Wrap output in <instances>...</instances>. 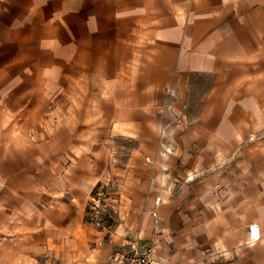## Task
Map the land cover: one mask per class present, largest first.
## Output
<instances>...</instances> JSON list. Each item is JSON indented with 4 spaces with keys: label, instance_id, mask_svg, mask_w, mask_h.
Masks as SVG:
<instances>
[{
    "label": "crops",
    "instance_id": "1",
    "mask_svg": "<svg viewBox=\"0 0 264 264\" xmlns=\"http://www.w3.org/2000/svg\"><path fill=\"white\" fill-rule=\"evenodd\" d=\"M0 124L16 248L106 264L138 233L150 264H264V0H0ZM109 180L118 224L97 229Z\"/></svg>",
    "mask_w": 264,
    "mask_h": 264
},
{
    "label": "rangeland",
    "instance_id": "2",
    "mask_svg": "<svg viewBox=\"0 0 264 264\" xmlns=\"http://www.w3.org/2000/svg\"><path fill=\"white\" fill-rule=\"evenodd\" d=\"M6 113V112H5ZM9 115L6 113L5 119L8 120ZM39 128L41 130L39 131ZM15 128H13L11 131H13ZM8 131L7 128L4 126V124H0V131ZM17 131V130H15ZM39 132H42L43 135L46 134V129L44 127V124H39L38 126H28V128L24 131L25 135L28 138L32 139H37ZM3 146L9 147L11 144L10 142H3ZM27 143V142H26ZM28 145L32 146L31 143H27ZM37 157V156H36ZM33 156H27V161H31L32 164H37L40 165L38 162L37 158ZM35 159V163L34 160ZM13 156L9 157H3L0 158V200L2 199V196L7 195V192L11 191L12 188L20 187V182H22L18 175H16L15 168L17 167V162L14 161ZM3 163L5 168L3 167ZM25 165V163H18V166L21 167ZM26 165H28L26 163ZM6 169H8V173L6 172ZM4 179L5 180L4 182ZM9 182V183H8ZM110 180L107 183H103L104 185H100V188H103V186H106L108 190H102L99 189L97 192L94 191L92 194L93 197L90 196L87 202V207H86V215H87V221L89 223H92L94 227L97 229H103V228H108L110 229L111 227L113 228L114 225L118 224L117 219H119L118 215H116L115 212V207L106 203L105 201V196L108 194L112 196L114 193V189L112 187H108ZM6 187L9 189V191L6 189ZM25 188V192L28 193L29 189ZM112 188V189H111ZM101 190V191H100ZM31 194V191L29 192L28 195ZM97 205V206H96ZM98 209V213H95V210L93 208ZM11 208V207H10ZM2 206L0 205V264H59L62 262V254H54L51 252V247L54 244H61L64 239H59V238H50V239H37L34 244V242H31L30 244L22 242V244H25L27 247L26 248H16V241H17V227L15 223H4L2 222V214H1ZM96 218H98L100 221H96ZM12 219V216L10 215V218ZM9 234V253L4 254L1 250V245L2 241L4 240L7 242L6 237L2 239V234ZM107 238V237H106ZM97 244H101L99 241H93L92 245L90 246H96ZM50 248H49V247ZM17 249L22 250V253H17ZM119 249H113V252L108 258V261L106 264H110L114 261V257L116 256L117 252ZM31 251V252H30Z\"/></svg>",
    "mask_w": 264,
    "mask_h": 264
},
{
    "label": "built area",
    "instance_id": "3",
    "mask_svg": "<svg viewBox=\"0 0 264 264\" xmlns=\"http://www.w3.org/2000/svg\"><path fill=\"white\" fill-rule=\"evenodd\" d=\"M157 201V200H156ZM97 206V205H96ZM98 213L97 208H93ZM156 213L153 212V215ZM101 220V219H100ZM96 218V221H100ZM248 243L254 242L260 237V229L257 223L248 224ZM153 246L143 239L138 233L127 236L120 245L114 257V264H150L153 259Z\"/></svg>",
    "mask_w": 264,
    "mask_h": 264
}]
</instances>
